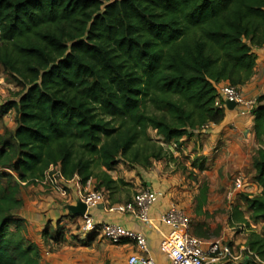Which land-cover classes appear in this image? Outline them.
Here are the masks:
<instances>
[{
    "label": "trees",
    "instance_id": "16d2710c",
    "mask_svg": "<svg viewBox=\"0 0 264 264\" xmlns=\"http://www.w3.org/2000/svg\"><path fill=\"white\" fill-rule=\"evenodd\" d=\"M263 44L264 0H0V65L22 86L0 103L17 123L0 137V264H39L37 246L10 227L22 185L56 165L65 181L96 179L118 202L129 184L111 170L176 161L150 129L178 148L183 136L222 122L218 84L244 86ZM253 116L262 190L241 196L249 219L239 205L228 218L248 232L239 264H264V94ZM192 165L205 170L204 159ZM252 221L263 222L261 232ZM63 236L58 226L52 238Z\"/></svg>",
    "mask_w": 264,
    "mask_h": 264
},
{
    "label": "crops",
    "instance_id": "0c3cea01",
    "mask_svg": "<svg viewBox=\"0 0 264 264\" xmlns=\"http://www.w3.org/2000/svg\"><path fill=\"white\" fill-rule=\"evenodd\" d=\"M256 53L258 54V59L253 75L244 86L239 87L240 92L247 98H257L264 94V44L256 50ZM11 111H14L15 129L17 126L16 111L13 109L9 112ZM6 114L4 113L3 116ZM179 143L181 145L180 150H175L172 147V144L175 145V143L169 144L178 162L181 153L185 154L189 150L192 156H194L200 151L199 147L196 148L197 143L202 144V151L205 156H202L201 159L205 160L206 167L205 170H198V172H210L207 166H212V172H214L212 175H216V178L212 179V183L209 184L210 186H218L223 182L218 174L221 166H235V169L239 168L238 171L240 172V177L239 179L236 178V182H244L245 188L242 191L251 185L254 190L248 187V193L256 195L261 192L262 187L255 179L257 171L253 165V158L260 147L254 131L253 115L236 108L233 110L227 108L222 122L209 123L206 127L197 130L192 136H183ZM192 164L193 170L196 171L197 167L195 168ZM173 166H180V163L175 165L174 161L163 159L154 161L148 169H143L144 175L139 185L141 186V183L145 181L147 188L163 193V195L156 198L150 209L152 223H144L137 216L135 210L128 206L133 205L135 195H132V198L121 199L118 202L112 203L109 199L108 190L101 188L98 190L105 192V200L90 209L97 223L117 224L134 232L142 233L147 239L150 256L157 264H169L168 258L160 251L163 232L167 233L170 230V227L162 222V216L170 209L172 204H176L184 210L185 202H182V200L188 196L186 184L184 186L179 184V181H185L186 177L180 171L174 172L175 167ZM243 169L247 170L244 171ZM247 172H250L252 176L253 185H249L247 182L249 179L245 176ZM110 173L116 179L113 170ZM121 178L125 180L126 177L121 174ZM134 181H138L136 177ZM30 186H37L41 190H48L49 192L46 193L48 196L42 195L44 198L40 202V207H42L39 209L40 211L36 210V212L31 213L27 205H22L19 211L17 210L16 212L15 218L17 221L13 222L15 226L10 227L13 231H20L27 241L37 246L38 251H40L39 264H128L129 257L138 253V246L134 240L125 239L120 244H114L101 236L83 232L79 227L80 220L78 215L72 216L66 208L68 204H75L86 189H96V179H91L85 184L81 182L78 176L68 181L62 179L51 181L48 178V173H46L43 180ZM199 186H202V184L196 185V187ZM203 188L199 190L197 196L198 208L199 203L202 201ZM205 197L206 200L203 202L202 208L194 215L196 217L194 223L197 224L191 225V229L196 236L202 238L208 244L212 241L221 240L223 237H213V235L207 237V232L205 233L204 230L198 231V227L202 229L203 224L205 225L204 229L210 232L218 227V222H210L208 219H204L207 214L206 206L214 199L212 198L211 188L208 187ZM227 197L231 198L229 193ZM235 206H230V214ZM239 208L248 212L249 215L245 217L249 219L252 212L245 207L243 209L242 206ZM253 223L252 221V225ZM257 223L263 225L262 221H257ZM237 225L239 224L232 226L228 222L224 226V230L226 231L228 226L236 228ZM58 226L63 227L65 235L61 240L55 241L52 236L55 234ZM25 229L26 232L24 231ZM241 232L244 233V237L242 238L244 246L241 248H244L248 232ZM234 246H239V242L235 241L232 246L235 249Z\"/></svg>",
    "mask_w": 264,
    "mask_h": 264
},
{
    "label": "built area",
    "instance_id": "2783aa9c",
    "mask_svg": "<svg viewBox=\"0 0 264 264\" xmlns=\"http://www.w3.org/2000/svg\"><path fill=\"white\" fill-rule=\"evenodd\" d=\"M218 94L217 106L227 109V101H234L236 109L253 115L257 99L245 97L238 87L229 83H220ZM47 173L51 181L64 180L59 166L52 165ZM235 185L236 189L245 188L242 181L236 182ZM161 195H163L161 191L146 187L136 193L133 205L128 206L135 210L144 223H152L150 209L156 198ZM80 199L87 205L86 212L78 216L79 227L83 232L101 236L114 244H120L125 239L134 240L139 251L129 257L128 264H157L150 256L147 239L142 233L126 229L121 225L95 221L90 209L105 200L103 190L88 188L82 193ZM162 222L170 227L169 232H163V239L160 243V251L168 258L169 264H239L237 262L239 255L234 252L231 245L221 240L207 244L202 238L196 236L191 229L190 216L176 204H172L162 216ZM244 250H247V247Z\"/></svg>",
    "mask_w": 264,
    "mask_h": 264
},
{
    "label": "rangeland",
    "instance_id": "374dc122",
    "mask_svg": "<svg viewBox=\"0 0 264 264\" xmlns=\"http://www.w3.org/2000/svg\"><path fill=\"white\" fill-rule=\"evenodd\" d=\"M22 86L17 82L15 77L9 73L8 71H5L0 66V103H4L6 100L16 99L18 92L21 90ZM254 99V98H249ZM257 99V98H256ZM3 110L2 105H0V137H2L7 132H13L15 127V119H14V111L8 112L5 116H3L4 113H1ZM150 135L161 142L164 146H168L169 144L163 142V137L157 133L155 129H150L149 131ZM170 146V145H169ZM172 147L176 150V145L172 144ZM200 148L199 153L192 156L191 151L187 150V153L180 154L179 155V162L178 160L174 161L175 165H178L180 163V166H173L175 167V171L182 172L183 175H185L186 179L185 181H179V184L181 186H184L186 184L187 194L188 196L184 197L182 202L184 203V211L192 217V223L191 225L194 226L197 223H194L196 221V217H194L195 213H198V194L199 190L203 188L204 186H208L212 190V195L214 199L207 204V211H206V217L204 219H208L210 222H218V227L210 232L207 229H204V224L202 225V229L205 233L207 232V237L213 235V237H223L221 239L222 242H225L229 245H232L235 243V241L239 242V246H234V252L239 255L237 262L240 263L244 260L245 257V248H241L244 246L242 243L243 232L238 231L239 225L236 226V228H232V226H228L226 231L224 230V226L228 223V218L230 216V206L233 207L235 205H240L244 209V204L241 201V196L244 193H247V188L251 187V190H254L253 186L250 184H254L250 172H247V175H245L247 178L248 186L245 190L236 189V178L239 179L240 172L238 171L239 168L235 169L234 167L230 166H221V170H219L218 174L220 178H222L223 182L218 186H210L212 179L216 178V175L213 176L212 174V166L209 167L208 171L210 172H198V169L196 171L193 170V166L191 164L194 162L196 165L201 163L202 156H205V154L202 151V144L197 143L196 148ZM181 146L177 148V150H180ZM216 149V147H215ZM215 151V150H214ZM154 163V161H152ZM150 167V166H149ZM148 167V168H149ZM191 167V168H190ZM206 167V166H205ZM148 168L143 167H132L130 165H127L123 162L119 163L114 169L113 174L116 175V179H122V176H125V180L122 179L124 182H126L129 185L123 186L120 191L115 194V197L119 200L121 199H128L132 198L134 195H136L137 191L140 189L146 188V182L143 181L140 184V180L143 179L144 170ZM169 168V167H168ZM196 168V167H195ZM144 169V170H143ZM170 170V168H169ZM246 171L247 169H243ZM207 171V170H206ZM127 172V173H126ZM137 178V182L134 181V178ZM2 183L4 185H7L10 181H15V176L12 177H3L1 179ZM197 184H202V186L196 187ZM139 186V187H138ZM139 188V190H137ZM48 190H41L37 186H30V185H22L21 192L19 194V197L23 200V205H27L28 209L31 213L36 212V210H39L41 206L42 195L45 197L48 196ZM228 193L230 194L231 198L229 199ZM133 195V196H132ZM132 196V197H131ZM187 198V201H186ZM219 198V199H218ZM46 199V198H45ZM196 208V210H195ZM19 211V210H18ZM40 211V210H39ZM202 212V211H201ZM244 215L248 216V212L244 210ZM200 224V223H199ZM12 227H14V223H11ZM253 227H255L258 231H262V225L261 223L254 222ZM25 228V227H24ZM26 232V229L24 230ZM235 231V232H234ZM65 235V234H64ZM64 237V236H63ZM233 239V240H232ZM235 240V241H234ZM109 241V240H108Z\"/></svg>",
    "mask_w": 264,
    "mask_h": 264
},
{
    "label": "water",
    "instance_id": "95a60500",
    "mask_svg": "<svg viewBox=\"0 0 264 264\" xmlns=\"http://www.w3.org/2000/svg\"><path fill=\"white\" fill-rule=\"evenodd\" d=\"M226 104L227 108L230 110H233L236 107V103L234 101H227ZM66 208L72 216H79L83 215L86 212L87 205L81 199H79L75 204H68Z\"/></svg>",
    "mask_w": 264,
    "mask_h": 264
}]
</instances>
